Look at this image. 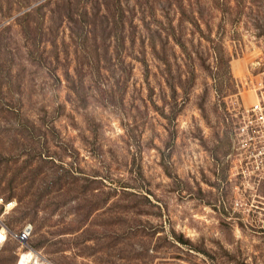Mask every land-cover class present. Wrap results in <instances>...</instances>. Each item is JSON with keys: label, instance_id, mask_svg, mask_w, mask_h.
<instances>
[{"label": "rangeland", "instance_id": "374dc122", "mask_svg": "<svg viewBox=\"0 0 264 264\" xmlns=\"http://www.w3.org/2000/svg\"><path fill=\"white\" fill-rule=\"evenodd\" d=\"M70 1L0 0V262L264 264V0Z\"/></svg>", "mask_w": 264, "mask_h": 264}, {"label": "built area", "instance_id": "2783aa9c", "mask_svg": "<svg viewBox=\"0 0 264 264\" xmlns=\"http://www.w3.org/2000/svg\"><path fill=\"white\" fill-rule=\"evenodd\" d=\"M258 110L261 112L260 117ZM263 114L264 113L260 108L258 107L256 109L251 108V117L249 116L247 126L242 129L244 135L238 134L237 133L238 131L236 132L234 137L232 135L231 147L233 146V148L236 149V146L237 145L239 146L241 144L240 139H242L243 136L245 135H251V137L253 138L259 135L264 136V125L259 121V119L264 120ZM239 135L242 137H240ZM260 145L263 146L262 143H260ZM251 154L254 155L255 154L254 151H251ZM247 158H248L247 164H249L253 156H247ZM260 161H261L260 163H256L255 165H253L251 169L249 168L245 169L241 173V176H243L244 179H248L249 177L252 180L251 189L256 192L258 197L262 195L261 187L264 185V157L260 159ZM261 198H263L264 200V197ZM258 203H259L258 205H254L253 203H251L249 210H253V208H255L256 210L260 209L261 211H264V207H263L264 202L258 201ZM235 205L236 208H234V210L237 211L239 210V208L237 207L242 206V202L236 201ZM33 232L34 229L31 224L24 225L20 233L16 236L17 241L23 245L26 244L31 239ZM9 234H10L9 228L6 226L3 219L0 217V248L7 243Z\"/></svg>", "mask_w": 264, "mask_h": 264}, {"label": "trees", "instance_id": "16d2710c", "mask_svg": "<svg viewBox=\"0 0 264 264\" xmlns=\"http://www.w3.org/2000/svg\"><path fill=\"white\" fill-rule=\"evenodd\" d=\"M81 1L82 0H75V2L74 3H76V2H78L77 3V6L78 5H80L81 4ZM70 2H73L72 0L70 1ZM86 3H87V1H84V5L82 6V9H81V11H80V14H79V17H81L82 18V21H84V19L89 15V9L86 7ZM68 4H70V3H68ZM111 4H113V3H111ZM104 5H105V10H104V12H103V17H105L107 20V23L109 24V22H110V19H112L113 21H117L118 19H120V14L122 13V8H121V4L118 2V7H117V5L114 3L113 5L114 6H116L117 8L116 9H112L111 7V5H110V3H109V1H107V0H105V3H104ZM46 5L45 4H43V5H40V6H38L37 7V9H34V11L32 12H28L27 13V17H29V16H31L32 15V13H34V12H36V11H38V10H40V9H42L43 7H45ZM180 6H182V5H180ZM59 9H60V7H58ZM101 10V9H100ZM59 13H60V16H61V9H60V11H59ZM74 13H67V15H65V19L67 20V21H69V22H73V23H79V18L78 19H76L75 17H74ZM85 17V18H84ZM62 19V18H61ZM64 19V20H65ZM89 23V24H88ZM87 24H85L86 26H88V25H91V26H93L94 27V25H95V23L93 24V23H90V22H88ZM8 228H9V226L8 225H6ZM10 229V228H9ZM33 234H34V232H33ZM172 234H173V236L174 235H176V233H175V231H173L172 232ZM181 241H182V239H180ZM0 264H5V263H2V262H0Z\"/></svg>", "mask_w": 264, "mask_h": 264}, {"label": "bare ground", "instance_id": "6f19581e", "mask_svg": "<svg viewBox=\"0 0 264 264\" xmlns=\"http://www.w3.org/2000/svg\"><path fill=\"white\" fill-rule=\"evenodd\" d=\"M40 258L41 257L39 256V254L34 253L33 251L30 253H23V254H21V258H20L18 264H28V262L30 260H32V262L33 261L38 262Z\"/></svg>", "mask_w": 264, "mask_h": 264}]
</instances>
